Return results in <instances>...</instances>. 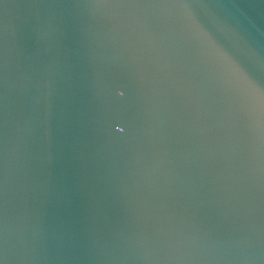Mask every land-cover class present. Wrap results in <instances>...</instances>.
Instances as JSON below:
<instances>
[{
	"label": "water",
	"instance_id": "1",
	"mask_svg": "<svg viewBox=\"0 0 264 264\" xmlns=\"http://www.w3.org/2000/svg\"><path fill=\"white\" fill-rule=\"evenodd\" d=\"M0 264H264V0H0Z\"/></svg>",
	"mask_w": 264,
	"mask_h": 264
},
{
	"label": "clouds",
	"instance_id": "2",
	"mask_svg": "<svg viewBox=\"0 0 264 264\" xmlns=\"http://www.w3.org/2000/svg\"><path fill=\"white\" fill-rule=\"evenodd\" d=\"M121 95H122V93H121Z\"/></svg>",
	"mask_w": 264,
	"mask_h": 264
}]
</instances>
